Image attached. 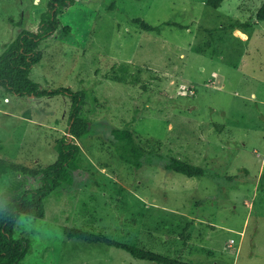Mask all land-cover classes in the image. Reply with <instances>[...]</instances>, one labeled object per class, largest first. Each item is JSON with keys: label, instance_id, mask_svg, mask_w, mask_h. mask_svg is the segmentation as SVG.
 <instances>
[{"label": "rangeland", "instance_id": "rangeland-1", "mask_svg": "<svg viewBox=\"0 0 264 264\" xmlns=\"http://www.w3.org/2000/svg\"><path fill=\"white\" fill-rule=\"evenodd\" d=\"M79 1L76 12L57 9L74 35H51L48 0H0V56L26 31L43 36L32 79L84 91L89 126L81 139L70 135L69 96L21 97L0 85V158L45 168L69 135L82 150L72 180L46 199V217L19 218L14 236L32 246L20 264H158L68 238L65 226L193 264H264V0L219 9L207 0ZM244 22L250 28L235 33ZM126 127L163 159L123 161L113 138ZM172 157L207 174L167 169ZM39 186L0 174V204Z\"/></svg>", "mask_w": 264, "mask_h": 264}, {"label": "trees", "instance_id": "trees-1", "mask_svg": "<svg viewBox=\"0 0 264 264\" xmlns=\"http://www.w3.org/2000/svg\"><path fill=\"white\" fill-rule=\"evenodd\" d=\"M224 1L207 0V5L213 9H219ZM58 7H62L68 12H76L83 8V4L79 0H48V10L51 12L52 18L47 23V33L55 35L58 31L63 30L67 35H74L75 30L71 25H62L57 12ZM256 17L258 22L264 23V3L259 8ZM172 25L181 26L180 24ZM147 27L149 26L147 25ZM248 28H250L249 22L233 26L234 30L245 31ZM42 37L36 32L26 31L16 42L8 46L0 56V85L6 88L8 92L21 97L69 96L72 107L68 132L71 136L81 139L89 133L88 123L81 115L85 103V92L74 91L69 87L42 89L40 84L32 79V69L43 58V52L39 49ZM71 136H65L58 142V159L45 168H32L0 158V174L11 173L40 178L39 187L17 191L8 195V199L6 196L2 197V204H0V264H20L26 258L32 251L31 240L26 237L16 238L14 236L15 226L19 218L22 215L45 218L46 199L62 185L72 180V172L76 168V162L82 150ZM113 142L120 158L137 168L142 167L144 163L153 164L155 160L163 159L160 154L146 152L138 144L136 133L127 127L114 131ZM164 160L167 169L188 177H201L207 174L206 168L188 161L174 157ZM243 172L244 174L247 173L246 170ZM188 229L189 225L186 227V230ZM64 232L68 238L120 248L143 261L158 264H193L145 248L121 243L80 228L65 226Z\"/></svg>", "mask_w": 264, "mask_h": 264}, {"label": "crops", "instance_id": "crops-1", "mask_svg": "<svg viewBox=\"0 0 264 264\" xmlns=\"http://www.w3.org/2000/svg\"><path fill=\"white\" fill-rule=\"evenodd\" d=\"M256 21H257V19H256ZM237 32H240V33H242L240 30H236V31H235V33H237ZM242 34H243V33H242Z\"/></svg>", "mask_w": 264, "mask_h": 264}, {"label": "water", "instance_id": "water-1", "mask_svg": "<svg viewBox=\"0 0 264 264\" xmlns=\"http://www.w3.org/2000/svg\"><path fill=\"white\" fill-rule=\"evenodd\" d=\"M70 136V135H69Z\"/></svg>", "mask_w": 264, "mask_h": 264}]
</instances>
